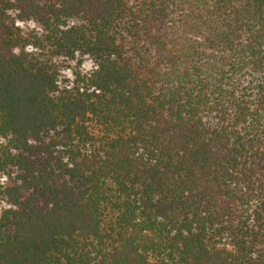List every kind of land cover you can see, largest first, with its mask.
<instances>
[{"label": "trees", "instance_id": "16d2710c", "mask_svg": "<svg viewBox=\"0 0 264 264\" xmlns=\"http://www.w3.org/2000/svg\"><path fill=\"white\" fill-rule=\"evenodd\" d=\"M0 264H264V0H0Z\"/></svg>", "mask_w": 264, "mask_h": 264}]
</instances>
